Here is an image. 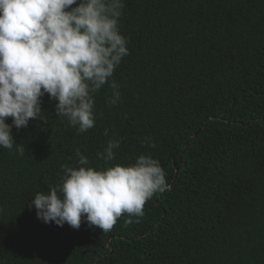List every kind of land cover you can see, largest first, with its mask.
<instances>
[{"label": "trees", "instance_id": "obj_1", "mask_svg": "<svg viewBox=\"0 0 264 264\" xmlns=\"http://www.w3.org/2000/svg\"><path fill=\"white\" fill-rule=\"evenodd\" d=\"M124 4L119 102L108 84L93 93L95 126L78 134L46 94V124L12 127L23 155L0 147V264H264V0ZM112 139L106 165L97 153ZM77 149L97 169L150 155L168 188L107 233L45 224L31 200Z\"/></svg>", "mask_w": 264, "mask_h": 264}, {"label": "clouds", "instance_id": "obj_2", "mask_svg": "<svg viewBox=\"0 0 264 264\" xmlns=\"http://www.w3.org/2000/svg\"><path fill=\"white\" fill-rule=\"evenodd\" d=\"M124 7V0H0V147L15 144L23 155L12 127L26 128L34 119L46 124V94L78 134L95 126L93 93L108 84L107 103L119 102V85L110 78L129 54L118 27ZM143 143L155 146L150 137ZM119 147V139L109 140L97 156L108 165ZM75 155V166H61V183L31 200L45 224L78 230L83 219L107 233L125 213L142 217L145 203L168 188L164 169L150 155L103 169L89 166L79 149Z\"/></svg>", "mask_w": 264, "mask_h": 264}, {"label": "bare ground", "instance_id": "obj_3", "mask_svg": "<svg viewBox=\"0 0 264 264\" xmlns=\"http://www.w3.org/2000/svg\"><path fill=\"white\" fill-rule=\"evenodd\" d=\"M254 225V224H253ZM59 228V227H58ZM261 231V230H260ZM257 260V259H256Z\"/></svg>", "mask_w": 264, "mask_h": 264}]
</instances>
